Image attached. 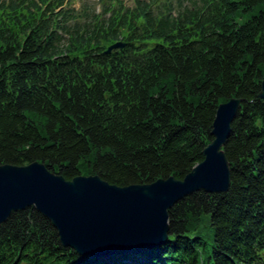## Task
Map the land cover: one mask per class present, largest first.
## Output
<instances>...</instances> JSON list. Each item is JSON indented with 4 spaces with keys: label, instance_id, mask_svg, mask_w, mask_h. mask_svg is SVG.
Masks as SVG:
<instances>
[{
    "label": "trees",
    "instance_id": "obj_1",
    "mask_svg": "<svg viewBox=\"0 0 264 264\" xmlns=\"http://www.w3.org/2000/svg\"><path fill=\"white\" fill-rule=\"evenodd\" d=\"M76 1L0 0V164L119 186L182 179L217 105L238 97L230 186L185 196L165 242L107 260L64 247L33 207L13 212L0 264H264V0Z\"/></svg>",
    "mask_w": 264,
    "mask_h": 264
},
{
    "label": "water",
    "instance_id": "obj_2",
    "mask_svg": "<svg viewBox=\"0 0 264 264\" xmlns=\"http://www.w3.org/2000/svg\"><path fill=\"white\" fill-rule=\"evenodd\" d=\"M109 45L105 52L121 48ZM258 98L264 107V76ZM242 102L231 97L217 105L203 159L182 179L173 176L150 183L119 186L98 175L65 179L43 162L0 164V226L13 212L33 207L56 229L64 247L87 257L127 254L165 242L168 210L199 190L225 193L230 186V163L223 146Z\"/></svg>",
    "mask_w": 264,
    "mask_h": 264
},
{
    "label": "rangeland",
    "instance_id": "obj_3",
    "mask_svg": "<svg viewBox=\"0 0 264 264\" xmlns=\"http://www.w3.org/2000/svg\"><path fill=\"white\" fill-rule=\"evenodd\" d=\"M90 1H94V4H96V0H79V1H76V3L74 4L76 7H79L80 4L82 3H90ZM125 2L126 5H129V6H132L133 5V0H123ZM97 7V10H99V5H95ZM143 251V250H141ZM141 251H138V252H141ZM128 253H131V252H128ZM139 254H137L138 256Z\"/></svg>",
    "mask_w": 264,
    "mask_h": 264
},
{
    "label": "bare ground",
    "instance_id": "obj_4",
    "mask_svg": "<svg viewBox=\"0 0 264 264\" xmlns=\"http://www.w3.org/2000/svg\"><path fill=\"white\" fill-rule=\"evenodd\" d=\"M150 248H152V247H150ZM150 248H148V249H150ZM141 250H143V251H145V250H147V249H143V248H140L138 251H141ZM138 251H135V252H131V253H128V254H136V253H140V252H138ZM142 252V251H141ZM118 255H121V254H118Z\"/></svg>",
    "mask_w": 264,
    "mask_h": 264
}]
</instances>
